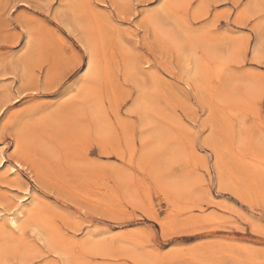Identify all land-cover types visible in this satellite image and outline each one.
Masks as SVG:
<instances>
[{
    "label": "rangeland",
    "instance_id": "obj_1",
    "mask_svg": "<svg viewBox=\"0 0 264 264\" xmlns=\"http://www.w3.org/2000/svg\"><path fill=\"white\" fill-rule=\"evenodd\" d=\"M0 152V264H264V0H0Z\"/></svg>",
    "mask_w": 264,
    "mask_h": 264
},
{
    "label": "bare ground",
    "instance_id": "obj_2",
    "mask_svg": "<svg viewBox=\"0 0 264 264\" xmlns=\"http://www.w3.org/2000/svg\"><path fill=\"white\" fill-rule=\"evenodd\" d=\"M164 30V29H163ZM259 49H260V40L258 39V37L256 38V44H255V50H254V54L257 55L259 53ZM87 64H90V61L89 63ZM189 65V64H188ZM191 65V64H190ZM191 67V66H189ZM202 67V66H201ZM193 69V68H192ZM198 69V68H197ZM193 72V71H192ZM195 73V72H194ZM194 73L192 74L191 72H188L186 73L187 74V77L188 78H191L193 79L194 78ZM7 160L6 158L3 156V154L0 152V166H4L5 164H7ZM8 166V165H7ZM16 166L18 168H24L21 164L17 163ZM8 170L9 172H12L13 174H17L18 173V170L15 169V167H8ZM11 173V174H12ZM15 176V175H14ZM27 195L29 194H25L23 195L22 197L18 198L17 201L18 203H22L24 202L25 200H27L28 197ZM36 200L34 199V197H32V200L31 202H29L30 204L32 205H35V202ZM34 203V204H33ZM20 206V205H19ZM30 207V206H29ZM26 208V207H25ZM16 211V210H15ZM30 214V211L29 210H26L24 209V205L20 208L17 209V211L15 213H11V214H8L6 216V223L9 225V227L11 228H14V229H20L22 228V219L25 218L26 216H29ZM32 217V216H31ZM37 217V216H36ZM51 218V217H50ZM52 219V218H51ZM5 220V219H4ZM40 224V223H39ZM42 230V229H41ZM44 230V229H43ZM48 239V238H47Z\"/></svg>",
    "mask_w": 264,
    "mask_h": 264
}]
</instances>
